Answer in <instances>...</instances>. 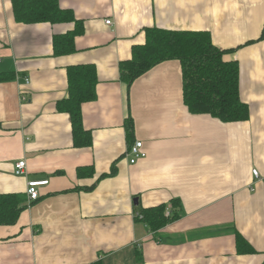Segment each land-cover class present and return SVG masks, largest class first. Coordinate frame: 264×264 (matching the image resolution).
<instances>
[{
    "label": "crops",
    "instance_id": "0c3cea01",
    "mask_svg": "<svg viewBox=\"0 0 264 264\" xmlns=\"http://www.w3.org/2000/svg\"><path fill=\"white\" fill-rule=\"evenodd\" d=\"M58 1L85 29L64 56L54 37L76 23H20L12 0H0V195L27 199L17 223L0 226V264H264V0ZM147 28L209 32L230 50L249 120L192 114L176 60L124 83L119 65ZM87 64L97 96L81 114L93 144L77 148L58 103L68 67ZM136 141L147 156L131 165ZM90 167L93 177L79 178ZM30 181H48L33 202ZM162 204L178 217L152 231L141 211ZM237 234L255 252L239 253Z\"/></svg>",
    "mask_w": 264,
    "mask_h": 264
},
{
    "label": "trees",
    "instance_id": "16d2710c",
    "mask_svg": "<svg viewBox=\"0 0 264 264\" xmlns=\"http://www.w3.org/2000/svg\"><path fill=\"white\" fill-rule=\"evenodd\" d=\"M16 20L27 25L47 23L70 25L76 23L74 31L56 35L53 40L55 56L76 52L75 39L84 33L83 23L75 15L61 8L58 0H12ZM146 42L132 48L129 60L119 65L121 80L131 86L137 79L155 66L179 61L183 76L185 105L195 115H210L223 123L246 122L250 117V107L240 98V66L237 62L225 60L230 50H222L214 45L209 32L171 31L160 28L145 29ZM68 98L58 103V110L71 117L74 145L77 148L90 147L93 136L83 127L82 105L92 102L97 96V74L94 65H76L67 69ZM0 77H4L0 74ZM132 121L129 122L128 128ZM93 168L78 170L79 178L93 177ZM94 187V186H93ZM93 187H90L91 190ZM26 197L0 195V226L15 225L26 208ZM180 203L173 201L171 209H178ZM167 205L141 211L143 220L152 231H158L177 219V214L166 216ZM237 250L245 253L249 246L244 237L237 234ZM141 261V258H138ZM93 264H102L96 262Z\"/></svg>",
    "mask_w": 264,
    "mask_h": 264
},
{
    "label": "built area",
    "instance_id": "2783aa9c",
    "mask_svg": "<svg viewBox=\"0 0 264 264\" xmlns=\"http://www.w3.org/2000/svg\"><path fill=\"white\" fill-rule=\"evenodd\" d=\"M107 26H112V21L107 20L105 22ZM147 156L144 144L141 141L134 142L128 149L125 157L129 161L131 165L136 164L138 161L145 159ZM26 171V162L20 161L15 164V174L17 176H23L25 175ZM252 174L254 177L259 180V172L257 170H253ZM48 185V181H30L27 185V195L29 202L37 201L40 198L39 188ZM166 216L170 217L171 213L170 211H166ZM141 218L142 216L139 215Z\"/></svg>",
    "mask_w": 264,
    "mask_h": 264
}]
</instances>
